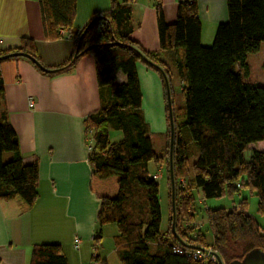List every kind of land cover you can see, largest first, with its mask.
Masks as SVG:
<instances>
[{
	"label": "trees",
	"instance_id": "16d2710c",
	"mask_svg": "<svg viewBox=\"0 0 264 264\" xmlns=\"http://www.w3.org/2000/svg\"><path fill=\"white\" fill-rule=\"evenodd\" d=\"M40 2L45 37L59 39L64 30L75 36L78 50L76 58L73 54L62 64L47 67L56 71H40L50 76L69 71L85 54H91L95 61L100 107L83 120L92 167L90 189L100 200L99 227L117 226L114 242L122 264H217L176 253L174 247L193 249L208 244L204 236V240L192 238L185 226L194 219L193 190L200 191L204 199H211L234 196L248 189L258 197V211L264 215V151L249 147L264 141V87L245 82L242 76L249 74L247 56L264 43V0H227L228 21L218 25L210 46L201 43L197 0H181L176 19L170 24L165 22L161 3H156L160 52L182 49L184 55L183 60L176 58L174 62L175 76L182 81V106L175 108L172 92L176 233L172 230V206L167 230L161 229L159 184L149 171L151 162L161 165L165 158L170 162L166 86L168 143L164 154L158 155L142 111L137 65L155 70L163 79L154 64L160 65L170 88L173 71L158 52L147 51L132 39L135 30L132 4L136 0H110V7L96 13L78 32L73 30L77 0ZM13 52L27 53L41 62L32 39L22 38L13 49L0 47V56ZM20 58L25 57H11L0 64ZM237 65L241 71L236 69ZM118 72L125 76L124 82L117 81ZM111 130L120 131L122 137L111 141ZM248 149L252 155L246 160L244 152ZM5 153L12 154L8 161H4ZM191 160L192 176L186 177ZM168 180L172 199L169 176ZM182 180L186 181L189 194ZM38 181L37 161L24 162L19 137L5 105L0 72V201L17 200L31 207L39 196ZM246 204L243 198L240 206L231 210L207 209L211 243L224 264L242 259L254 248L264 250V232L247 212ZM101 238L99 232L94 239L97 242ZM30 264H68V261L61 245L44 243L34 245Z\"/></svg>",
	"mask_w": 264,
	"mask_h": 264
},
{
	"label": "crops",
	"instance_id": "0c3cea01",
	"mask_svg": "<svg viewBox=\"0 0 264 264\" xmlns=\"http://www.w3.org/2000/svg\"><path fill=\"white\" fill-rule=\"evenodd\" d=\"M180 1L136 0L132 4V39L145 50L158 52L169 67L175 55L181 60L184 55L182 49L160 52L156 3H161L165 22L170 24L176 19ZM197 3L201 43L210 46L218 25L228 21L227 0ZM109 7L110 0H77L73 30L81 31L96 13ZM22 38L36 43L46 67L58 66L76 52L74 35L65 33L56 40L45 37L40 0H0V47L13 49ZM0 72L5 105L24 162L37 161L39 167V196L34 205L27 208L17 200L0 201V264H30L34 245L44 243L61 245L68 264H92L94 259L101 264H122L114 242L118 229L112 224L99 227L100 200L90 189L92 167L83 120L100 107L93 56L79 57L71 70L54 76L43 74L25 58L3 62ZM137 72L142 111L154 147L150 126L154 125L161 140L167 130L164 82L158 72L143 64L137 65ZM117 81H125L122 72H118ZM161 145L163 152L165 142ZM99 232L102 238L96 242ZM75 238L80 240L77 249Z\"/></svg>",
	"mask_w": 264,
	"mask_h": 264
},
{
	"label": "rangeland",
	"instance_id": "374dc122",
	"mask_svg": "<svg viewBox=\"0 0 264 264\" xmlns=\"http://www.w3.org/2000/svg\"><path fill=\"white\" fill-rule=\"evenodd\" d=\"M177 60H180L178 55H175ZM264 43L261 44L260 48L258 51L251 53L247 56V64L249 66V74L245 75L243 74V80L248 83H253V84H258L262 87H264ZM173 67V68H172ZM172 81H171V99H172V92L174 93L175 96V108H178L183 105V102L180 98V93H181V85L182 81L176 78L175 74V67L174 64L172 65ZM236 69L238 71H241L242 69L240 68L239 65L236 66ZM165 71V70H164ZM161 73V72H160ZM168 77V76H167ZM169 80V79H168ZM164 82V95H163V103H164V112H165V119H166V124H167V114H166V102H165V81L163 78ZM170 85V81H169ZM170 88V90H171ZM172 107H173V100H172ZM168 117H169V111H168ZM173 117H174V110H173ZM170 121V120H169ZM170 124V123H169ZM154 126V125H153ZM153 126H150L152 128L151 136L153 139L154 143V149L158 155H163L164 151L162 152V145L161 143L165 142V147L168 143L167 139V131H168V124H167V130L165 133V138L164 141L161 140V134L155 130ZM150 129V128H149ZM110 139L111 141H116L122 137V133L120 131L116 130H111L110 131ZM162 141V142H161ZM170 145V143H169ZM250 148H255L260 151H264V141L261 142H256L254 144H251L249 146ZM252 155V150L248 149L244 152V158L246 160H249ZM10 159V153H5L4 155V161H8ZM192 161H190L188 168L189 172L186 177H191L192 176V170H191V164ZM170 162L168 163L167 158L164 159V162L159 165L154 162H151L149 164V171L152 174L159 173L161 174V177L157 179V183L159 184V198H160V205H161V211H162V229L167 230L168 223H169V218H170V213H171V206H172V199H171V191H170V185H169V180L168 176L170 177V172L168 173V169L170 168ZM169 174V175H168ZM183 181V180H182ZM182 186L184 188H188V185L186 181H183ZM190 193V189L187 191V194ZM195 199L192 205L191 212L194 215V219L191 222L185 223V226L187 227L188 233L191 235L192 238L197 239L201 238L206 240L208 244H200L198 246H195L196 248H202V247H208V246H214L212 245V240H213V235L211 228L209 226V221H208V215H207V209H217V208H224L226 210H231L234 208H237L240 206V202L243 198H246L247 204H246V210L247 212L253 216L255 219L258 220V222L261 224L262 231L264 232V215L259 213L258 211V197L251 192L248 189H242L240 193L234 194V196H229L226 195L221 198H211V199H204L202 197V194L200 191L193 190L192 191ZM114 229H116V225L112 224ZM203 239V240H204ZM193 248V249H196ZM154 250V246L151 248ZM216 249V248H215ZM217 250V249H216ZM218 253V251H217ZM219 255V254H218Z\"/></svg>",
	"mask_w": 264,
	"mask_h": 264
},
{
	"label": "water",
	"instance_id": "95a60500",
	"mask_svg": "<svg viewBox=\"0 0 264 264\" xmlns=\"http://www.w3.org/2000/svg\"><path fill=\"white\" fill-rule=\"evenodd\" d=\"M77 51L74 54V58L77 57ZM11 57H25L31 60L35 65L39 67L42 71L53 72L56 69H49L44 66L40 61H38L33 56L23 53V52H13L3 56H0V61L5 60ZM156 68L161 72L165 84H166V92H167V101H168V111H169V120H170V180H171V187H172V211H173V221H172V230L176 233V185H175V176H174V166H173V154H174V147H175V125H174V117H173V107H172V99H171V90L169 85V80L167 77L166 72L164 69L157 64H154ZM189 247V245H186ZM196 248V247H193ZM217 263L224 264L221 257L217 256ZM229 264H264V250L262 248H254L247 252L242 259H236L231 261Z\"/></svg>",
	"mask_w": 264,
	"mask_h": 264
},
{
	"label": "built area",
	"instance_id": "2783aa9c",
	"mask_svg": "<svg viewBox=\"0 0 264 264\" xmlns=\"http://www.w3.org/2000/svg\"><path fill=\"white\" fill-rule=\"evenodd\" d=\"M61 35L62 37L65 36L64 30H61ZM30 106H33L32 101H30ZM150 176L153 179L157 180L161 177V174L150 173ZM74 242H75V248L77 249L79 247L80 240L78 238H75ZM174 251L179 254H187L197 261H203V262L212 261V262L217 263L218 253L214 246H208V247H202V248H196V249H189V248H184L182 246H175ZM92 264H101V263L99 260L94 259Z\"/></svg>",
	"mask_w": 264,
	"mask_h": 264
}]
</instances>
